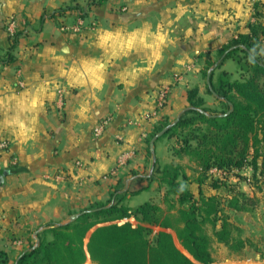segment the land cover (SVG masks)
Wrapping results in <instances>:
<instances>
[{
    "label": "crops",
    "instance_id": "crops-1",
    "mask_svg": "<svg viewBox=\"0 0 264 264\" xmlns=\"http://www.w3.org/2000/svg\"><path fill=\"white\" fill-rule=\"evenodd\" d=\"M258 2L264 0H106L90 7L89 0H0V57L10 43L8 20L26 33L15 62L0 67V142L7 145L0 152V264H16L49 224H67L113 193L131 210L156 201L148 138L160 122L172 123L188 109V91L197 88L206 101V62L231 38L249 33ZM66 7L72 10L56 14ZM169 140L163 165L196 167L187 157L174 159ZM209 184L201 186L204 195L229 196ZM243 184L239 189L264 207V194ZM227 212L249 241L244 253L258 259L264 211ZM219 247L227 251L214 242V263ZM86 255L84 264H94Z\"/></svg>",
    "mask_w": 264,
    "mask_h": 264
},
{
    "label": "trees",
    "instance_id": "trees-1",
    "mask_svg": "<svg viewBox=\"0 0 264 264\" xmlns=\"http://www.w3.org/2000/svg\"><path fill=\"white\" fill-rule=\"evenodd\" d=\"M105 1L89 0L88 6ZM69 10L72 7L56 14L64 15ZM253 17L249 33L231 38L214 62H206L202 72L206 81L208 71L218 63L209 78L212 90L206 83V92L216 95L213 97L219 109L208 110L194 88L187 93L188 109L161 137L175 140L170 149L174 159L187 157L195 164L198 196L186 187L185 182L190 180L182 165L160 167L156 160L149 179L165 189V210L153 202L131 210L113 193L108 204L90 206L73 222L49 224L38 235V246L32 249L31 245L19 255L17 264H84L86 253L94 264H213L214 242L222 244L230 255L244 253L249 241L240 236L227 211L252 212L260 202L242 192L240 182L264 194V53L260 51L264 2L254 4ZM25 35L24 31L15 32L0 57V67L15 62V51ZM227 60L234 61L236 72L220 71ZM237 73L238 78H233ZM168 124L169 121L160 122L147 143ZM247 169H251L250 176L241 174ZM230 178L237 182L228 183ZM206 181L212 189H226L229 196L204 195L201 186ZM129 218L138 224L134 227L130 222L118 223ZM149 227L158 229L153 240L147 235Z\"/></svg>",
    "mask_w": 264,
    "mask_h": 264
},
{
    "label": "rangeland",
    "instance_id": "rangeland-1",
    "mask_svg": "<svg viewBox=\"0 0 264 264\" xmlns=\"http://www.w3.org/2000/svg\"><path fill=\"white\" fill-rule=\"evenodd\" d=\"M6 32L8 34V37L9 39L11 40L13 36H10L9 32L7 31V27H6ZM4 56V55H2ZM225 70L227 71H232L235 69V63L232 61V60H228L226 62V66L223 67ZM238 73L233 77V78H238ZM204 81H205V78H203ZM205 107L208 109V110H215V109H219V104L211 99V97L208 95L206 96V101H205ZM170 138L169 137H164V138H161L160 140L157 141V154H156V160L158 161L159 163V166L162 167L164 162H166V158L167 155H169L168 153V150H167V147H165V144H169L170 143ZM165 143V144H164ZM187 168H184L189 180L194 178L196 179L197 178V169L190 164L189 165H186ZM187 169V170H186ZM153 173V172H152ZM189 174V175H188ZM228 183H235V179L233 178H230L228 179L227 181ZM185 185L186 187H190V188H194L196 187V185H193L190 182H185ZM243 188L247 191H249V189H247L246 185L243 184ZM230 186V185H229ZM224 189V188H222ZM164 188H160V190L158 191V196L156 197V201L153 202L154 204H157L159 206H161L164 210L166 209V205L164 204L163 202V195H164ZM225 191H221L222 194L227 192L226 189H224ZM148 199V198H147ZM109 200H105L104 201V204H108ZM257 211H264V207L259 204L256 208ZM123 222H130L131 224L133 225H137L138 222L135 221L133 218H129V219H126V220H123V221H120L119 223H123ZM241 223H243V219H241ZM149 232H147V235H148V238L150 240H153L154 239V236H155V233H156V230L154 227H149ZM174 241H175V244L177 245L178 248H180L179 244H178V241L176 240V238L174 237ZM181 249V248H180ZM183 251V250H182ZM261 252V255L259 254V257L258 259H255L253 258L249 253L246 254H242V255H239V256H234V255H230L228 254V252L222 248H216L214 250V256H215V260H216V263L214 264H248L249 263V260L250 258H253V264H264V246L262 247V249L259 250ZM183 253H186L185 251H183Z\"/></svg>",
    "mask_w": 264,
    "mask_h": 264
},
{
    "label": "water",
    "instance_id": "water-1",
    "mask_svg": "<svg viewBox=\"0 0 264 264\" xmlns=\"http://www.w3.org/2000/svg\"><path fill=\"white\" fill-rule=\"evenodd\" d=\"M218 66V63L214 64L210 70L208 71L207 73V77H206V83L208 85V88L210 90H212L211 88V85H210V82H209V78H210V74L212 71H214ZM213 96H216L214 93H213ZM179 118L180 116H178L172 123L168 124L166 127H164L161 131H159L158 133H156L152 139L150 140V153H151V156H152V165H151V170H150V174H152L153 170H154V165L156 163V154H155V142L161 138L164 134H166L178 121H179ZM3 181V176H0V183H2ZM85 212V211H84ZM82 212V213H84ZM81 215L80 214H74V215H71L70 218H69V222H73L75 220H77V218ZM39 244V239L36 238V244L33 246L32 249H34L36 246H38ZM187 255V253H185ZM191 259V257H189ZM17 264V262H16Z\"/></svg>",
    "mask_w": 264,
    "mask_h": 264
},
{
    "label": "built area",
    "instance_id": "built-area-1",
    "mask_svg": "<svg viewBox=\"0 0 264 264\" xmlns=\"http://www.w3.org/2000/svg\"><path fill=\"white\" fill-rule=\"evenodd\" d=\"M82 24V20L79 21L78 25L73 28L74 30H77ZM7 31L9 32L10 36H13L16 32V22L13 18H11L10 20H8L7 22ZM166 97V90H161L159 92L158 98L160 100V102H162ZM109 123V119H104L101 122L98 123V125L94 128V136L98 137L100 136L103 131L105 130L106 126ZM7 149V145L5 142H0V152L2 151H6ZM212 173H216L217 171L213 170L211 171Z\"/></svg>",
    "mask_w": 264,
    "mask_h": 264
}]
</instances>
